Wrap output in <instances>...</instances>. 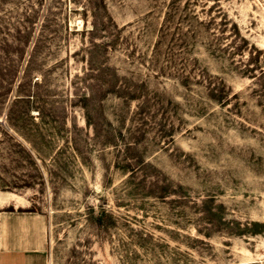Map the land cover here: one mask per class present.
<instances>
[{
    "label": "rangeland",
    "instance_id": "374dc122",
    "mask_svg": "<svg viewBox=\"0 0 264 264\" xmlns=\"http://www.w3.org/2000/svg\"><path fill=\"white\" fill-rule=\"evenodd\" d=\"M261 69L264 0H0V234L46 264H264Z\"/></svg>",
    "mask_w": 264,
    "mask_h": 264
},
{
    "label": "crops",
    "instance_id": "0c3cea01",
    "mask_svg": "<svg viewBox=\"0 0 264 264\" xmlns=\"http://www.w3.org/2000/svg\"><path fill=\"white\" fill-rule=\"evenodd\" d=\"M0 212L13 213V210L2 209ZM3 217L9 218L11 216L8 214ZM4 226L7 227V224L5 223ZM21 246L22 242L14 236L11 238L7 228H5L0 234V264H46L47 255L43 249L35 250L32 247L25 246L22 248Z\"/></svg>",
    "mask_w": 264,
    "mask_h": 264
},
{
    "label": "trees",
    "instance_id": "16d2710c",
    "mask_svg": "<svg viewBox=\"0 0 264 264\" xmlns=\"http://www.w3.org/2000/svg\"><path fill=\"white\" fill-rule=\"evenodd\" d=\"M260 72L264 73V70L261 69ZM8 209L12 210V208H8ZM29 210L34 211L35 209H29ZM90 210L94 212L93 207H90ZM107 217H111L110 213L108 212V210L105 207L100 205L97 209V213H96V216H95L93 223L98 227L102 226L105 224V221H106L105 219ZM253 225L258 227L257 229L252 230L254 233L261 232L264 230V222L254 221Z\"/></svg>",
    "mask_w": 264,
    "mask_h": 264
},
{
    "label": "bare ground",
    "instance_id": "6f19581e",
    "mask_svg": "<svg viewBox=\"0 0 264 264\" xmlns=\"http://www.w3.org/2000/svg\"><path fill=\"white\" fill-rule=\"evenodd\" d=\"M3 192V191H2ZM1 194V193H0Z\"/></svg>",
    "mask_w": 264,
    "mask_h": 264
}]
</instances>
